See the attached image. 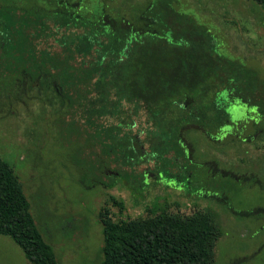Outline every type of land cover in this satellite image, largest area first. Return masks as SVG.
<instances>
[{
    "label": "trees",
    "instance_id": "obj_1",
    "mask_svg": "<svg viewBox=\"0 0 264 264\" xmlns=\"http://www.w3.org/2000/svg\"><path fill=\"white\" fill-rule=\"evenodd\" d=\"M174 1L150 0L141 10L139 33L103 22L111 11L101 0L70 10L47 2L0 7V99L15 104L31 90L29 98L58 114L55 128L65 141L74 136L81 145L76 152L86 160L87 182L103 189L117 178L142 198L149 184L137 168L150 165L146 170L155 183L172 182L188 196L213 192L214 175L187 157L182 130L192 127L221 139L235 128L232 104L263 109L248 95L253 73L215 54L208 29L179 12ZM247 1L264 10V0ZM241 83L233 96L232 87ZM135 123L141 140L131 130ZM109 202L122 213V202ZM144 211L128 219L101 209L100 264H214L221 233L209 213L173 214L156 202ZM0 236L29 264H56L13 168L1 158Z\"/></svg>",
    "mask_w": 264,
    "mask_h": 264
},
{
    "label": "rangeland",
    "instance_id": "obj_2",
    "mask_svg": "<svg viewBox=\"0 0 264 264\" xmlns=\"http://www.w3.org/2000/svg\"><path fill=\"white\" fill-rule=\"evenodd\" d=\"M101 1L111 11L103 22L117 30L141 32V10L150 0ZM46 2L70 10L86 0H0V7L26 8ZM172 6L208 29L215 54L237 60L253 73L248 95L263 109L256 112L232 104L229 113L235 128L221 139V134L209 137L192 127L182 130L179 138L187 157L214 175L215 191L188 196L173 188L172 182L155 183L146 170L150 165H140L137 172L146 174L149 185L137 198L117 178L108 189L87 182L86 160L83 152H76L81 145L73 143L74 136L65 141L55 128L58 114L29 98L31 90L26 89L27 96L21 93L15 104L0 99V158L13 168L56 264H100L101 209L113 213V218L132 219L144 216L153 202L173 214L198 211L214 218L221 233L213 250L214 264H264V117L260 115L264 116V10L247 0H175ZM241 86L236 84L230 93L236 95ZM68 119L63 116V121ZM137 126L133 124L131 130L141 140L144 134ZM136 151L142 153L140 147ZM110 197L122 202L121 214L110 204ZM0 264L29 263L9 239L0 236Z\"/></svg>",
    "mask_w": 264,
    "mask_h": 264
}]
</instances>
